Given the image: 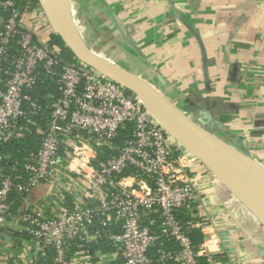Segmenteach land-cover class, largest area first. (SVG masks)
Listing matches in <instances>:
<instances>
[{"label":"built area","instance_id":"1","mask_svg":"<svg viewBox=\"0 0 264 264\" xmlns=\"http://www.w3.org/2000/svg\"><path fill=\"white\" fill-rule=\"evenodd\" d=\"M0 12V240L16 195L30 205L17 217L21 232L42 256L51 250L53 264H70L74 251L90 256L91 245L112 247L119 264L210 257L207 174L198 158L136 96L77 60L62 63L35 40L16 0H0ZM43 75L59 92L46 105L31 96ZM30 135L39 136L35 151L7 152ZM43 185L67 187L69 208L46 212L34 197ZM192 229L203 237L197 246Z\"/></svg>","mask_w":264,"mask_h":264},{"label":"crops","instance_id":"2","mask_svg":"<svg viewBox=\"0 0 264 264\" xmlns=\"http://www.w3.org/2000/svg\"><path fill=\"white\" fill-rule=\"evenodd\" d=\"M70 8L89 50L151 84L222 143L264 168V0H70ZM20 12L27 31L48 46L55 34L40 3ZM209 176L202 209L214 249L203 259L264 264V227ZM59 188V194L48 185L37 190L34 197L46 212L69 208L68 188ZM17 203L0 240V264H53L52 251L42 256L21 232L17 217L30 205ZM90 251V256L70 253V264L120 262L110 246L91 245Z\"/></svg>","mask_w":264,"mask_h":264},{"label":"water","instance_id":"3","mask_svg":"<svg viewBox=\"0 0 264 264\" xmlns=\"http://www.w3.org/2000/svg\"><path fill=\"white\" fill-rule=\"evenodd\" d=\"M38 1L41 7L42 5L45 6L41 0ZM56 2L59 8L58 15H54L52 8L50 9L46 7L49 13L46 18L53 33L61 39L64 46L71 52L75 60L102 74L107 79L124 88L127 92L136 96L144 103L155 118L156 116L152 109H155L165 115L169 120L187 133L192 139H194L198 144H200L204 149L230 168L233 172L250 177H254L257 174L264 175V171L258 164L251 162L244 154L222 143L217 137L206 130L201 123H198L183 113L172 102L159 93L151 84L89 50L83 44L74 28L70 0H56ZM42 9L43 11L45 10L44 7H42ZM44 13L46 14V11H44ZM176 140L180 143L178 139ZM180 145L182 144L180 143ZM185 150L202 161L200 156L196 153L189 151L187 148H185ZM239 159L249 160L251 165L243 167L239 163ZM240 184L243 187L244 193L252 199V203L254 204L253 209H250V207L241 201L242 199H240L237 194H235L229 187H226L230 189L233 194H235L242 205H244L264 227V218L260 212L256 199H254L248 188L244 187L245 185L242 182H240Z\"/></svg>","mask_w":264,"mask_h":264},{"label":"bare ground","instance_id":"4","mask_svg":"<svg viewBox=\"0 0 264 264\" xmlns=\"http://www.w3.org/2000/svg\"><path fill=\"white\" fill-rule=\"evenodd\" d=\"M46 7L52 8L54 15H58L59 8L56 0H41ZM156 116V120L161 127H165L168 132L172 135L180 137L182 143H180L191 152H195L197 155L203 158V162L209 168V170L214 175V178L225 186L229 187L235 194H237L241 201L244 202L250 209L254 208L252 199H250L243 191V187L240 182H242L247 187L254 199H256L260 212L264 218V175L257 174L254 177L239 175L233 172L230 168L224 165L206 149H204L200 144H198L194 139H192L187 133L181 130L177 125H175L171 120H169L165 115L159 111L152 109ZM165 129V130H166ZM174 136V137H175ZM176 138V137H175ZM177 139V138H176ZM182 146V147H183ZM239 163L243 167H248L251 165L249 160L239 159Z\"/></svg>","mask_w":264,"mask_h":264},{"label":"trees","instance_id":"5","mask_svg":"<svg viewBox=\"0 0 264 264\" xmlns=\"http://www.w3.org/2000/svg\"><path fill=\"white\" fill-rule=\"evenodd\" d=\"M16 4L20 10H29V9H35L39 8V2L38 0H16ZM0 16H4L0 12ZM49 48L55 53V55L58 57V59L64 63V64H71L75 61V58L71 54V52L64 46L61 39L56 35H51L49 39ZM48 95H55L56 97L59 95V92L57 88L51 84L49 79L45 77L44 75L40 78L37 85L34 87V89L31 91V96L38 100L41 104L46 105L47 104V97ZM45 122L42 121V125ZM129 129L126 128L123 131H120V138L117 140L118 143L122 141L123 138L128 136ZM39 146V136L30 135L26 139L19 141V142H12L7 147V152L11 153L13 156H16L18 158L24 157L27 153L31 151H35ZM16 199V204L11 206V210L15 211V208L18 206L17 201L19 202L21 198L14 195ZM189 236L195 246L199 245L203 237L200 234L198 230L192 229L189 230ZM156 250L154 249L151 251V256H156ZM53 253V252H52ZM200 264H207L205 259L199 260ZM165 264H175L173 261H167Z\"/></svg>","mask_w":264,"mask_h":264},{"label":"rangeland","instance_id":"6","mask_svg":"<svg viewBox=\"0 0 264 264\" xmlns=\"http://www.w3.org/2000/svg\"><path fill=\"white\" fill-rule=\"evenodd\" d=\"M43 3V2H42ZM44 4V3H43ZM45 5V4H44ZM41 6V5H40ZM42 7H44V11H46V14H44L46 17H48L47 15H49V13H48V11H47V8H46V6H43L42 5ZM41 7V8H42ZM47 20V19H46ZM48 25H49V23H48ZM49 27H50V25H49ZM158 120V119H157ZM158 122H160V121H158ZM164 129H166L165 127H164ZM167 130V129H166ZM168 131V130H167ZM168 133V132H167ZM173 135V134H172ZM170 133H168V136H172ZM173 136H175V135H173ZM172 136V139H175V137L177 138V139H179L180 141H181V143H182V140L180 139V137H178V136H175V137H173ZM176 140V139H175ZM178 143V142H177ZM183 145H181V147H182ZM183 149H185V147L183 146L182 147ZM195 153V152H194ZM198 158V157H197ZM201 159H202V161H203V158L202 157H200ZM249 159V158H248ZM200 162H201V164L204 166V169H205V171H206V174L207 175H210L209 177H212L213 179H215L214 178V175L212 174V172L209 170V168L205 165V163L203 164L202 163V161L200 160V159H198ZM250 160V159H249ZM251 162H252V160H250ZM263 171H264V168H262L261 166H259ZM245 209L247 210V212H249L250 213V211L245 207Z\"/></svg>","mask_w":264,"mask_h":264}]
</instances>
